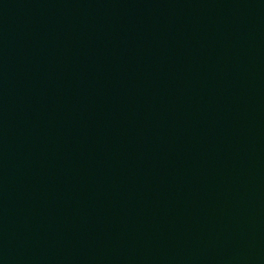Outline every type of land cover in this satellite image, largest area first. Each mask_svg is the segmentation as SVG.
<instances>
[{"label":"water","instance_id":"1","mask_svg":"<svg viewBox=\"0 0 264 264\" xmlns=\"http://www.w3.org/2000/svg\"><path fill=\"white\" fill-rule=\"evenodd\" d=\"M0 264H264V0H0Z\"/></svg>","mask_w":264,"mask_h":264}]
</instances>
